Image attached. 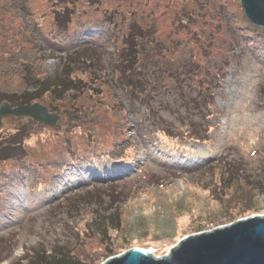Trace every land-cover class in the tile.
<instances>
[{"label": "rangeland", "instance_id": "obj_1", "mask_svg": "<svg viewBox=\"0 0 264 264\" xmlns=\"http://www.w3.org/2000/svg\"><path fill=\"white\" fill-rule=\"evenodd\" d=\"M208 3L202 13L194 5L195 0H0V93L6 92V96L0 97V104L5 97L12 103L18 102L11 92L18 94L26 90L29 86L27 82L35 78L42 80L55 72L63 74L60 69L65 67L70 68V75L68 72L65 74L73 82L80 81L81 86L89 85L91 91L96 89V93L91 96L81 94L72 97L74 91H71L63 100L56 102L57 99H54L56 103L52 102L50 94L37 101L46 106L49 112L62 115L57 126L24 119L31 130L29 129L27 143L23 145L28 147L32 166L38 174H32V181L38 184V188L32 189L31 193L29 181L14 185L12 202L7 200V196L0 194V264H44L36 259L34 253L45 252L51 254L47 259L56 258L55 255L59 257L60 250L57 249L60 246H74L73 254L87 264H102L110 254L117 255L134 247L151 250L155 255L161 256L189 234L209 231L252 214H264V194H258V187L253 190L248 188L249 184L238 180L230 189L225 187L220 191V178L225 176V166L220 164L214 169L201 171L205 164L222 155L228 156L229 160L240 159L241 164L252 172L249 177L255 175L254 178L264 180V107H259V101L264 99V63L251 53L253 47L260 51L262 44L251 45V42H245L239 35L246 33L249 40H253V28L244 30L241 24L238 25V30L232 27L237 23L247 25V21L243 20L246 14L239 0H209ZM69 6L75 7L76 15L73 14L69 23L71 31L65 33V27H58L54 20V12H64ZM181 9L190 10L196 15L197 20L190 26L192 32L187 33L183 29L184 14L179 15L182 13ZM110 12L115 19L105 17ZM150 12L160 17L158 44L170 49V55L167 56L173 66L187 60L189 63L185 67L193 69L196 64L194 68L198 70L197 65L200 67L203 63L198 58L208 53L206 56H211L204 64L209 71L205 76L207 81L219 80V74L224 78L223 86L214 94L213 118L215 117L218 127L209 129L210 137L205 143L191 140L188 144L181 140L185 138L182 135L179 138L173 137L172 140L177 143L173 146L164 139L169 137L162 132V127L168 125L158 122L156 116L150 118L152 122L145 119V127H141L140 133H135L136 125L143 123L144 117H148L147 108H141L139 104L132 108L128 103L127 107L116 104L118 98L130 101L128 95L124 96L122 89L108 84V81L116 80L109 63L114 61V52L118 53L122 49L118 38L128 36L131 22L148 27ZM220 15L223 24L218 21ZM175 16L178 19L174 22ZM171 20L173 26L170 24ZM247 20L249 21L248 18ZM114 21L120 25L114 26ZM93 23L101 26L94 30L88 29ZM232 29L236 35L235 40L229 36ZM192 33H195L193 37ZM258 36L262 37V32ZM89 40L92 42L88 43ZM113 40L119 46L115 51L116 46L113 45L116 44ZM150 42L151 40L145 47L143 44V47H150ZM176 44L179 47L174 48ZM88 45L92 52L82 56L80 51L85 54L87 49L83 48ZM165 48L163 52L166 51ZM98 53H102L101 57L107 63L104 69L101 68L103 63L86 67L82 59L94 60ZM162 61L163 66L169 69L167 59L163 58ZM96 70L105 76L98 84L91 85L89 80L92 75L96 77ZM175 72L176 78L182 81V86L178 81L179 85L175 88L171 80L173 92L161 97L163 101L156 105L155 112L157 117L160 115L166 121H171L173 128L187 133L183 126L189 125L186 121L191 116L190 109L197 103L193 96L201 93V89L191 88L188 82L201 77L188 78L185 77V72L180 76L183 68ZM86 92L90 93L89 90ZM49 103L52 109L48 107ZM87 114L99 121L96 126L89 119L82 122L80 127L76 117L85 118ZM131 114H134L133 117ZM197 118L200 119L199 115L195 120ZM3 119L0 131L6 129V137H9L18 120ZM154 128H159V131H153ZM146 131L153 133V137L162 140L164 144L158 142L159 145L156 146L153 140L146 139L147 147L142 146L134 138L138 134L147 137ZM88 132L96 133L97 139L102 140V148L110 145L123 148L120 160L114 165L118 164V170L123 174L129 171L124 174L127 177L121 176L116 188H106L107 195L92 196L85 191L63 194L62 190L57 189L47 191L49 188L43 185L53 181L56 174L54 172L51 175L49 172L55 170L53 163L60 166L66 161L69 148L65 141L71 139L74 145H78L82 140L86 141L84 135ZM197 150H201L204 156L193 159L192 155ZM27 153L17 154L15 170H21L22 173L27 171L20 168L22 162L28 163V159H31ZM159 154L166 155L161 157ZM8 166V163L0 162V171ZM168 171L179 174H164ZM151 174L164 178L163 182H159L161 185L149 182ZM155 175L152 176V181L157 178ZM71 177L72 173L70 180ZM110 181L112 180L104 184L109 185ZM143 183L147 185L144 186ZM72 184H77L75 178ZM135 186L138 189L134 190ZM109 192L123 198L117 204L121 214L118 229L115 222L110 228L107 224L105 227L98 225L103 215L114 209L112 207L108 211ZM69 193L72 194L69 199L61 200ZM78 194L91 196L89 201L85 200V205L80 210L75 208V204L83 201L77 198ZM42 197L45 200L43 207L37 204ZM59 199L61 203L55 207V202ZM1 201L7 202L8 208L3 207ZM32 201L35 204L28 206ZM105 235L106 238L110 237L109 242L103 238Z\"/></svg>", "mask_w": 264, "mask_h": 264}, {"label": "trees", "instance_id": "obj_2", "mask_svg": "<svg viewBox=\"0 0 264 264\" xmlns=\"http://www.w3.org/2000/svg\"><path fill=\"white\" fill-rule=\"evenodd\" d=\"M198 1L199 2L195 0L194 5L200 12L203 13V8L207 7V5L209 4L208 3L209 0H198ZM180 11H182V13H179L180 16H182L183 14L185 15V16L183 15L184 19L182 18L183 19L182 26H183L184 31L187 33L192 32L190 26L192 25V22L194 20H197L195 18L196 15H194V13H192L190 10L183 11V9H181ZM73 14L76 15L75 7L71 8L70 6L66 7L64 12H61V13L54 12V20L58 23V27H61V26L65 27V31H64L65 33L66 31L67 32L71 31L69 23L72 19L71 17L73 16ZM242 15H244V12L242 13ZM105 17L107 19H110V18L115 19V16L113 15L112 12H110L109 16H105ZM148 17H150L151 20L147 21L149 25L146 28L141 23L131 22V24L129 25L130 32L128 36L127 35L123 36L122 39L118 38L121 44L120 47L122 48L119 50L118 53L115 50L119 49V46L116 44L117 41L113 40V42L116 44V45H113V47L116 46V48L113 50L115 51L114 52L115 58L113 62L110 61L109 65H111L112 67V70L114 72L113 78L116 80L115 81L113 80L110 82L108 80L107 81H108V84H112L115 87H119L120 89H122L124 96L128 95L130 98L129 102L128 101L125 102L124 99L121 100L118 98V100L116 101V104H118V106L125 105L127 107V103H128L130 105V108L135 107L137 104H139L140 107L142 106V107L147 108V111L149 112L148 117L147 118L144 117L143 123L136 125L135 133L136 131L138 133L141 132V127L145 125V119L152 122L150 118L151 117L155 118L156 116V118H158V122H163V124L168 125V127L167 126L162 127V130H163L162 132H165L167 137H169V138L164 137V139H167V141H169L170 144H173V146H176L177 144L175 141L172 140L173 137L179 138L182 135H185V138L181 140H184L188 144L191 143V140L193 141L196 140L197 143H201V142L205 143L209 140L208 138L210 137L209 129L218 127V123L215 120V117L213 118V116L215 115L214 114L215 113L214 112L215 111V98H214L215 95L214 94H216L218 92V89H220L223 86L224 78H221V75L217 74L220 78L219 80L215 79L214 82H212L211 79H208L209 82L207 81V77L205 76H207L209 71L207 70V67L204 66V64L208 62V58H210L211 56V55L206 56L208 53L204 54L205 56H201L200 58H198L203 61L200 67L197 65L198 70L194 68L196 67V64H194L193 69L192 68L188 69L189 66L185 67V64L189 63V61L187 60L182 62V64L180 63L178 65L173 66V64L170 63L169 57L167 56V55H170V49L168 50V48L164 47L166 51L163 52L162 51L164 49L162 48L163 45L158 44V39H157L158 30L161 26L160 17L157 15H152L151 12L148 14ZM243 17H244L243 20L245 19L244 21L245 22L247 21L246 22L247 25H244V23H237L236 25L233 24L232 27L234 26L238 30L239 29L238 25L241 24L242 29L244 30H246L247 28H253V31H254V34L252 35L253 40H249L248 34L246 33H243V34L238 33V34L241 36V38H244L245 42H251V45L253 44L255 46L256 44H259V43L260 45L262 44V47H260L261 49L260 51H257L253 47L251 50V53L256 58H258L260 61L264 63V38H262L264 35V28L253 25L250 22V20L249 21L247 20V16H243ZM220 18H221V15L218 21L219 23H222ZM177 19L178 18L175 16L174 22ZM229 21L233 23L231 20ZM172 22L173 20H171L170 22L171 25H172ZM115 24H117V26L120 25L119 23L114 21V26ZM227 24L230 25L229 22ZM79 25L81 24L79 23ZM100 26L101 24L94 25L93 23L90 26L91 28L89 27L88 29L94 30V29H98ZM225 27L229 28L228 26H225ZM88 29L86 28L85 30H88ZM201 29L202 28H200V30ZM217 30H219V28ZM172 31L174 33V30ZM257 31L262 32V37L258 36L259 32L257 33ZM200 33L201 31L199 32V34ZM194 34L195 33L191 34L192 37ZM199 34H198V37H201V35ZM229 36L231 37V39L235 40L236 35L234 34L233 29H232V34ZM150 40H151L150 42L151 46L144 48L145 45H148V42ZM87 42L90 43L92 42V40H89ZM143 44H144V47H143ZM152 44H154L155 47ZM89 45L84 46L83 48V49H87L85 51V54H83V52L80 51V54L82 56L86 55L88 52H92L90 50L92 48L89 47ZM99 45L96 44V46H99ZM177 47H179V44H176L174 46V48H177ZM63 48L65 47L63 46ZM141 50H144L147 53L143 54L142 52L144 51L141 52ZM150 52H152V54H149ZM101 54L102 53H98L97 55L98 57H94V60H86L83 58L82 61L83 63L84 62L86 63V67L88 65L97 66V64L103 63L101 65V68L104 69L103 67H105L107 63L104 62V58L103 56L101 57ZM163 58H166L168 63L170 64L169 69L163 66L164 64V62L162 61ZM227 64L229 63L227 62ZM178 68H180V70L183 68V73L182 72L179 73L180 76H182L185 72L186 74L185 77H188V78L191 76L197 77V79L201 77V79L194 80V81L192 80L188 82V85L191 88L201 89L200 90L201 93L197 95L195 93L194 94L195 96H193V98L197 101V103H194L195 104L194 108L190 109L191 116L186 121L189 125L183 126V127H186L187 133L184 130H178V129L173 128L171 121H169L170 122L169 124L168 120L166 121L160 115L157 117V113L155 112L157 109L156 105L157 104L160 105L161 101H163V98L161 97L163 95L168 96L170 93L173 92V89H174L173 85L176 88L180 82V87L182 86V81L180 80V78H176L175 71H180L178 70ZM67 69H68L67 67L60 69L63 74H58L55 72L51 76L50 74L46 75V77L42 80H39V77H38L32 80L31 82H27V84L29 83L28 88L24 91H21L18 94L11 92L10 94L13 97H17L18 102L12 103V101L9 100L7 97H5V99L2 100V102L9 101L11 104L18 105V106L23 105V104L30 105V104L36 103L37 101L41 100V98L45 96L46 94H50L53 99L52 102L54 103L55 101L57 102V101L65 99V97H67L71 91H74L72 97L76 95H81V94H84V95L87 94L91 96L92 94L94 95L96 93V89L95 90L92 89L91 91L89 88V85L81 86L80 81L73 82L71 77L69 78L65 74L66 72H68V75H70L71 73L70 68L68 70ZM96 72H97L96 77L92 75L89 80V83L91 85L98 84L99 82H101L103 76H105V75L102 76L101 73H99L97 70ZM171 80H173L174 82L173 85L170 84ZM86 90H89L90 93L86 92ZM4 93L6 92L0 93V97L6 96V94ZM54 99H57V100L54 101ZM48 107L52 109V106L50 103ZM259 107H264V99L259 101ZM159 108L161 107L159 106ZM55 112H58V111H55ZM89 115L87 114L85 118L76 117L78 118V123L80 127H81L82 122H85L86 120L89 121V119H90V123H92L93 125L96 126L98 124L97 122L99 121H96L95 117L89 116ZM133 115L134 114H131L132 117ZM197 115H199L200 119L197 118V120H195ZM11 118L14 120H18L17 125L14 126L15 129L12 130L13 134H10L9 137H6V129L5 130L3 129L4 132L0 131V162L9 164L8 167L0 171L1 172L0 174V194H2L3 196H7V200H9V202L13 201V194L11 192H12L14 185H19L20 183H25L29 181L28 188L31 193H32V189L36 190L38 188V184H35L32 181V174L34 173V176L35 174L36 176H38V174L32 166V157L27 149L28 147L25 148V146L23 145L27 143L26 139H28L29 137V134H30L29 129L31 127L28 126L26 123H24L25 122L24 118L23 119L17 118V117H11ZM3 120L4 119L1 118L0 116V122H2ZM30 120L32 121L34 119H30ZM153 131L158 132L159 128H154ZM146 134H147V137L145 138L142 135L139 136L138 134V136H136L134 139L140 144H142V146H146V147H147L146 139H148V141L153 140L154 141L153 144H155L156 146L159 145L157 144L158 142L161 143L162 145L164 144L162 140L159 141L157 140V137H153L154 136L153 133H149L148 131H146ZM84 136H85L84 139L86 141L82 140L80 144H78L79 146L74 145L71 139L65 141L66 147L69 148L67 151V155H66V161L60 166H58L56 163H53V167L55 168V170H49V172L51 175L54 172L56 174H55L53 181H50V182L48 181L46 182L45 185H43L46 188L47 187L49 188V190L47 189V191L52 192V191H56L57 189V191L62 190V192H64L63 194L70 192V191H72L71 193H74V194L77 193V191L78 193L81 191H85L86 193H89L92 196L93 195L99 196L102 194L107 195L105 193V189L106 188H109V189L116 188L118 186V183L120 182L117 180H120L121 176L123 177L125 176L124 175L125 173L129 172V171H126L123 174L118 170L120 166H118V164L114 165V163L120 160L119 157L122 156L123 148H119L117 145L115 146L110 145L108 147L102 148L101 147L102 140L97 139L96 133L92 134L91 132H88L87 135H84ZM160 138H163V136ZM18 153H23V154L27 153V156H30L31 158V159H28V163L26 161L22 163L20 162L21 163L20 168H24L27 170L25 171V173H22L21 170H18V171L15 170L16 167H15L14 161ZM164 155L166 154H159V156L161 157H164ZM198 156L200 157L204 156L201 150H197V152H195V154L192 155L193 159H196V157ZM172 157L174 158L173 155ZM228 158H229L228 156L221 155L219 156L217 160H211L209 163L205 164L204 168L201 171H204V169L205 171L209 169H214L215 166L220 165V164L224 165L226 172L224 171L225 176H222L220 178V188H219L220 191L225 187H227L226 189H230L232 187V184H234L238 180H242L244 183L249 184L248 188H251L254 190L256 187H258L257 189L258 194L259 193L264 194V180H261L260 178H254L253 176L255 175L249 177V175H251L252 172H249V170L243 164H241L242 161L240 159H230L229 160ZM215 159H216V155H215ZM262 169H264V165H262ZM95 170H97V172ZM262 171L264 172V170ZM71 173H72V177L70 180ZM94 173H97V175L94 176ZM164 174L173 176L179 173L174 172V171H170V172L168 171V172H165ZM154 175L155 174H151V176L149 177V182L151 184L158 185L160 184L159 182L164 181V178L163 177L160 178L159 175H155L157 178H155V181H152L153 179L152 176ZM74 178L77 180V184H72V182L74 181ZM110 179L112 181L109 182L110 183L109 185L104 184V183H107ZM114 181H117V182H114ZM123 182L125 183L124 180ZM143 185L145 186L147 184L143 183ZM135 189H138V188L135 186L134 190ZM71 193L67 194V196L63 197L61 200L69 199L72 195ZM108 196H109V200H107L108 201L107 207H109L108 211L112 207L114 209L111 212L104 214L103 217L100 219L98 225L99 226L101 225L102 227L107 224V226H109L108 228H110L111 224L115 222L116 228L118 229L121 225L120 223L121 214L118 210L117 204L120 200L122 201L123 198L121 195L118 196V194H114V192L113 193L109 192ZM43 197L37 203V204L42 205V207H43V204L45 203V200ZM90 197L91 196L87 197L85 195L78 194L77 198L82 199L83 201L75 204V208L77 210H80V208L83 205H85V200L89 201ZM117 198H119V200ZM61 200L59 199L58 201H56L54 206L56 207L57 205H59L61 203ZM1 204L3 207L8 208L9 204L7 202L3 203L1 201ZM34 204L35 202L32 201V203L28 204V206H31ZM49 206L52 207V205H49ZM3 211H6V210H3ZM104 233L106 234L105 229H104ZM103 238H106V235L103 236ZM106 240L109 242L110 237L106 238ZM58 250H60L59 257L55 255L56 258L52 257V259H47V256H51V254H47L45 252L37 253V254L34 253V256L36 257L38 261H41L44 264H87L86 262H83L81 259H79L73 254V251L75 250L74 246H71L70 248L69 247L66 248L65 246L64 247L60 246L57 249V251ZM112 256H115V255L110 254L108 257H106V260Z\"/></svg>", "mask_w": 264, "mask_h": 264}, {"label": "water", "instance_id": "obj_3", "mask_svg": "<svg viewBox=\"0 0 264 264\" xmlns=\"http://www.w3.org/2000/svg\"><path fill=\"white\" fill-rule=\"evenodd\" d=\"M250 22L264 28V0H239ZM0 116L28 117L47 126H57L59 113H51L38 102L12 106L0 104ZM102 264H264V214H252L209 231L189 234L166 254L134 247L105 260Z\"/></svg>", "mask_w": 264, "mask_h": 264}, {"label": "flooded vegetation", "instance_id": "obj_4", "mask_svg": "<svg viewBox=\"0 0 264 264\" xmlns=\"http://www.w3.org/2000/svg\"><path fill=\"white\" fill-rule=\"evenodd\" d=\"M12 106H18V105H14V104H12ZM11 117H14V116H9V117H7V118H11ZM17 118H18V117H17ZM23 118H24V119H25V118H27V119H32V118H28V117H23ZM23 118H22V119H23Z\"/></svg>", "mask_w": 264, "mask_h": 264}]
</instances>
